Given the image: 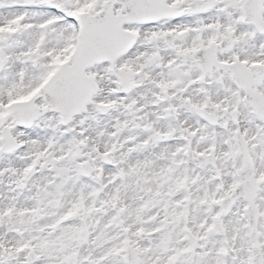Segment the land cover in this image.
I'll return each instance as SVG.
<instances>
[{
  "label": "snow or ice",
  "instance_id": "6c2138e0",
  "mask_svg": "<svg viewBox=\"0 0 264 264\" xmlns=\"http://www.w3.org/2000/svg\"><path fill=\"white\" fill-rule=\"evenodd\" d=\"M0 264H264V0H0Z\"/></svg>",
  "mask_w": 264,
  "mask_h": 264
}]
</instances>
